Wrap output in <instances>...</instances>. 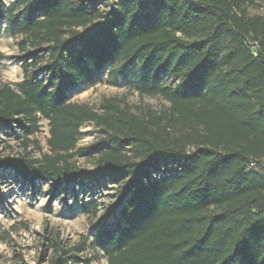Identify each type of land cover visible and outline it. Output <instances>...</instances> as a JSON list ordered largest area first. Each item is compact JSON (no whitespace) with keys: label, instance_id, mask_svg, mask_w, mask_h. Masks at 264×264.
Returning a JSON list of instances; mask_svg holds the SVG:
<instances>
[{"label":"trees","instance_id":"16d2710c","mask_svg":"<svg viewBox=\"0 0 264 264\" xmlns=\"http://www.w3.org/2000/svg\"><path fill=\"white\" fill-rule=\"evenodd\" d=\"M0 0V22L23 37V80L0 87V129L23 137V154L0 171L33 186L115 183L114 225L92 227L106 264H264V0ZM45 59V60H44ZM44 62L43 65H40ZM128 67L131 86L164 110L139 114L104 99L101 112L68 92ZM38 68L47 79L29 77ZM48 122L49 152L27 154V137ZM105 137L78 147L81 127ZM96 153L92 170L74 156ZM94 210L95 204L87 203ZM86 242L53 244L50 264H90Z\"/></svg>","mask_w":264,"mask_h":264},{"label":"rangeland","instance_id":"374dc122","mask_svg":"<svg viewBox=\"0 0 264 264\" xmlns=\"http://www.w3.org/2000/svg\"><path fill=\"white\" fill-rule=\"evenodd\" d=\"M21 0H5L6 7L14 5L13 11L22 15ZM114 0H105L100 10L108 11L114 7ZM248 16L264 14V5L255 2L246 7ZM23 37L9 29L8 21L0 22V87L4 84L15 88L24 78L20 68L25 51L20 43ZM45 60V59H44ZM43 61L40 65H43ZM115 67L108 63L101 70L99 81L94 85H80L68 92V101L84 104L93 111L101 112L104 99L115 98L121 107H128L131 113L150 108L160 111L169 107L159 97L140 95L131 86V77L140 71L128 67L115 79L107 76ZM29 77L47 79L38 68L29 71ZM39 129L29 135L27 154L39 159L49 152L48 122L40 119ZM83 136L78 139V147H87L105 137L103 131L94 124L81 127ZM23 137H17L7 128L0 129V158L23 154ZM94 152L86 156H74L72 161L81 168L92 170L97 162ZM117 184L85 183L63 187L54 193L52 185L36 182L33 186L16 178L9 171H0V264H50L53 258V244L67 249L86 242V250L80 254L90 264H106L102 251L90 247L94 232L92 227L116 221V215H110ZM95 204L94 210L87 209L86 204Z\"/></svg>","mask_w":264,"mask_h":264}]
</instances>
